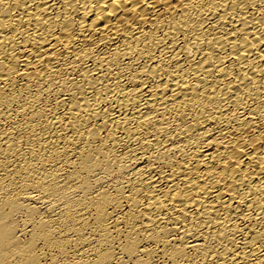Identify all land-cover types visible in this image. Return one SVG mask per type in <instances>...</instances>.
<instances>
[{
  "label": "bare ground",
  "instance_id": "1",
  "mask_svg": "<svg viewBox=\"0 0 264 264\" xmlns=\"http://www.w3.org/2000/svg\"><path fill=\"white\" fill-rule=\"evenodd\" d=\"M0 264H264V0H0Z\"/></svg>",
  "mask_w": 264,
  "mask_h": 264
}]
</instances>
